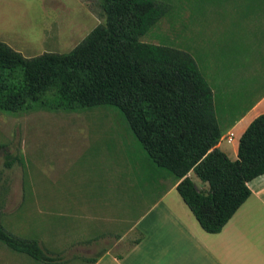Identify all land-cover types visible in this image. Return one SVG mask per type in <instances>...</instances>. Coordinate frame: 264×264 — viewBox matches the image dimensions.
I'll use <instances>...</instances> for the list:
<instances>
[{
    "label": "rangeland",
    "instance_id": "374dc122",
    "mask_svg": "<svg viewBox=\"0 0 264 264\" xmlns=\"http://www.w3.org/2000/svg\"><path fill=\"white\" fill-rule=\"evenodd\" d=\"M156 1L166 13L142 42L190 53L217 112L224 103L245 112L264 93V0ZM79 2L0 0V42L27 58L70 53L106 24L101 0ZM191 180L209 190L194 172ZM173 181L114 107L0 110V224L62 256V264H89L112 249L140 215L142 192L170 189ZM6 192L15 195L6 199Z\"/></svg>",
    "mask_w": 264,
    "mask_h": 264
},
{
    "label": "trees",
    "instance_id": "16d2710c",
    "mask_svg": "<svg viewBox=\"0 0 264 264\" xmlns=\"http://www.w3.org/2000/svg\"><path fill=\"white\" fill-rule=\"evenodd\" d=\"M101 1L106 24L70 53L27 58L0 42V110L118 109L151 161L174 175L201 227L220 233L250 197V182L264 175V114L242 135L238 159L230 160L218 147L223 132L214 90L194 57L141 40L164 17V6ZM191 171L208 183L207 192L196 187ZM0 242L35 261H54L37 240L17 237L1 224Z\"/></svg>",
    "mask_w": 264,
    "mask_h": 264
},
{
    "label": "crops",
    "instance_id": "0c3cea01",
    "mask_svg": "<svg viewBox=\"0 0 264 264\" xmlns=\"http://www.w3.org/2000/svg\"><path fill=\"white\" fill-rule=\"evenodd\" d=\"M64 1L70 6L80 4L79 0ZM216 113L223 132L218 147L236 161L242 135L264 114V93L242 114L237 115L227 103ZM231 135L233 140L229 141ZM176 187L173 181L170 189L142 192L145 202L140 215L113 248L126 245L129 234L135 232L137 238L119 252L113 248L102 251L94 264H264V175L250 182V197L217 234L201 227ZM14 195L6 192L3 197ZM5 246L0 242V264H62V256L57 254L48 253L54 261L41 263Z\"/></svg>",
    "mask_w": 264,
    "mask_h": 264
},
{
    "label": "built area",
    "instance_id": "2783aa9c",
    "mask_svg": "<svg viewBox=\"0 0 264 264\" xmlns=\"http://www.w3.org/2000/svg\"><path fill=\"white\" fill-rule=\"evenodd\" d=\"M232 137H233V135L230 136L229 141H232L233 140Z\"/></svg>",
    "mask_w": 264,
    "mask_h": 264
}]
</instances>
